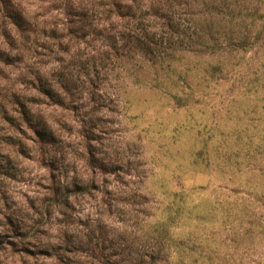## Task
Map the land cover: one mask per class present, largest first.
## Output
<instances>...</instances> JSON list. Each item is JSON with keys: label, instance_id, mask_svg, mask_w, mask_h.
I'll return each instance as SVG.
<instances>
[{"label": "rangeland", "instance_id": "rangeland-1", "mask_svg": "<svg viewBox=\"0 0 264 264\" xmlns=\"http://www.w3.org/2000/svg\"><path fill=\"white\" fill-rule=\"evenodd\" d=\"M12 1L28 24L0 4V264L264 261V36L197 85L181 64L209 56L156 73L78 4Z\"/></svg>", "mask_w": 264, "mask_h": 264}, {"label": "trees", "instance_id": "trees-1", "mask_svg": "<svg viewBox=\"0 0 264 264\" xmlns=\"http://www.w3.org/2000/svg\"><path fill=\"white\" fill-rule=\"evenodd\" d=\"M54 2H61L69 9L78 4L75 14L78 17L87 20L99 19L114 27L120 26L118 38L105 35L108 46L117 60L133 59V56L129 55L133 48L151 63L156 73H159L177 68L180 58L185 57L198 62L209 56L205 60L206 66L202 69L195 65L181 64L182 79L188 81L191 77L197 85L199 79H207V75L215 76V68H218V65H221L219 68L224 72H234L236 59L245 58L256 45L257 38L260 35L264 36L262 34L264 0H54ZM0 4L12 18L13 24L19 28L28 24L24 12L16 9L12 0H0ZM105 29L99 33L104 35ZM48 35L53 39L67 36L59 30L57 24L50 28ZM70 46V42H67L65 51H70ZM218 48L222 49L220 53H217ZM80 54L78 52L72 58H79ZM262 55L264 56V50ZM99 56L95 60L104 59V56ZM110 56L107 53L105 60H110ZM36 81L40 86L34 85L40 90L47 89L42 85L46 84L47 80L37 76ZM47 91L52 93L55 90L50 87ZM175 97L182 99L180 96ZM41 125L45 126L43 123ZM78 188L80 187L68 189L64 195L59 194L57 190L54 191V200L59 204L68 205L69 193L79 191ZM258 264H264V261Z\"/></svg>", "mask_w": 264, "mask_h": 264}]
</instances>
